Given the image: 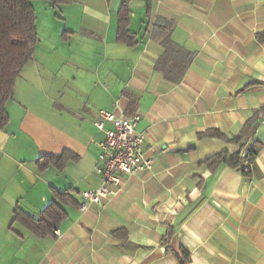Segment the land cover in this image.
I'll return each instance as SVG.
<instances>
[{"label":"crops","instance_id":"1","mask_svg":"<svg viewBox=\"0 0 264 264\" xmlns=\"http://www.w3.org/2000/svg\"><path fill=\"white\" fill-rule=\"evenodd\" d=\"M121 2H32L37 42L0 130V264H179L183 249L187 264H264L263 113L250 139L263 144L259 179L211 175L199 163L239 146L198 137L230 138L264 108V0H131L133 47L116 40ZM101 110L139 116L148 169L34 236L15 209L36 218L54 192L79 205L100 187Z\"/></svg>","mask_w":264,"mask_h":264},{"label":"trees","instance_id":"2","mask_svg":"<svg viewBox=\"0 0 264 264\" xmlns=\"http://www.w3.org/2000/svg\"><path fill=\"white\" fill-rule=\"evenodd\" d=\"M34 0H0V130L9 124V115L6 104L11 99L15 81L32 59L33 47L37 42L36 16L32 6ZM51 4L66 3L69 0H43ZM152 0H147L150 6ZM131 0H122L118 10L116 40L119 43L133 47L137 44L135 34L130 32ZM264 41V32L257 35ZM264 114V108L256 110L244 123L238 134L228 138L215 128H210L198 134L199 138H217L226 143L239 146L235 153L222 151L214 154L200 165H204L211 175H216L224 167L236 170L247 180H256L262 177L255 158L263 144L260 141H250L259 119V113ZM246 152L244 155L243 153ZM79 207L77 202L67 192H54V200L47 205L36 218L15 209L13 221L19 222L36 237L53 236V232L67 216L63 206ZM122 230L113 232L118 236ZM166 241V238L164 239ZM167 252L170 250L167 249ZM179 264H187L190 260L189 252L181 250V257L176 255Z\"/></svg>","mask_w":264,"mask_h":264},{"label":"built area","instance_id":"3","mask_svg":"<svg viewBox=\"0 0 264 264\" xmlns=\"http://www.w3.org/2000/svg\"><path fill=\"white\" fill-rule=\"evenodd\" d=\"M99 117L95 126L104 131V138L98 143L99 164L95 172L100 177L101 185L95 190L81 192L80 211H85L91 206L103 208L117 194L124 176L141 174L149 167L143 149V134L135 129L139 116L119 118L101 110ZM105 122L111 123L112 128L104 130ZM260 123L264 126V114ZM55 235L59 236L58 230Z\"/></svg>","mask_w":264,"mask_h":264},{"label":"rangeland","instance_id":"4","mask_svg":"<svg viewBox=\"0 0 264 264\" xmlns=\"http://www.w3.org/2000/svg\"><path fill=\"white\" fill-rule=\"evenodd\" d=\"M244 154V153H243Z\"/></svg>","mask_w":264,"mask_h":264}]
</instances>
